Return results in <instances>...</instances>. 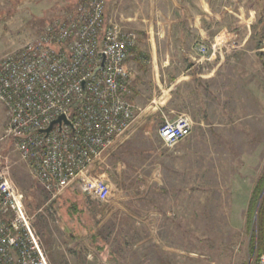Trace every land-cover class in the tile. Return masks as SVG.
Here are the masks:
<instances>
[{
	"label": "rangeland",
	"instance_id": "obj_1",
	"mask_svg": "<svg viewBox=\"0 0 264 264\" xmlns=\"http://www.w3.org/2000/svg\"><path fill=\"white\" fill-rule=\"evenodd\" d=\"M82 1L0 0V61L36 41L49 23L74 13ZM156 1L160 2V9L162 1L170 2L163 8L176 15L180 10L177 4L186 6L184 12L191 13L194 21L205 3L209 5L205 13L210 17L219 10L227 14V18L233 11L237 20L247 15L252 37L248 38L245 50L240 49L234 55L237 61L224 66L229 78L238 79L234 88L239 94L234 97L247 100L245 103L232 102L231 93L225 92L228 94L224 95V104L234 108L246 105V111L241 110L240 117L228 115L221 123L217 122L214 82L198 89L200 94L193 85L181 82L174 87L172 97L166 94L150 102L146 100L153 99L152 93L143 95L146 100L141 103L145 115L142 118L148 117L143 129L138 130L137 122L133 133L124 141L126 150L120 153L122 147L98 170L102 176L110 174L112 194L121 180L127 192L126 200L121 202L110 201L111 196L105 202L93 200L77 187L65 191L80 195L75 201L52 199L34 179L14 141L6 136L8 118L1 102L0 163L7 167L8 177L32 216L44 250H48L45 243L50 244L57 229L62 227L55 208L61 204L66 207L63 216L68 227L70 223H77L74 238L78 240L79 253L57 254L61 260L63 256L74 259L67 264H76L77 256L82 259L83 253L86 257L94 252L93 249L99 255L109 256V264H255L260 256L259 230L264 227V0ZM106 22L131 35L138 32V0H107ZM212 24L207 35L189 38L195 61L212 63L201 66L204 71L214 68L215 52L223 39L212 33L216 30V24ZM260 43L263 48L259 50ZM201 45L208 48L206 55L198 51ZM131 65L132 78L136 79L138 69ZM134 93L133 86L132 90L129 87L127 99L131 97L134 102ZM200 96L201 109L196 103ZM190 98L192 101L186 102ZM188 103H191L190 110L183 108ZM184 114L193 122L191 134L173 147L165 146L159 135L164 120ZM221 124L223 132L216 131ZM139 185L143 191L148 189L146 197L133 196L131 191L138 194ZM121 205H137L140 212L112 213L110 219L107 213L104 217L109 207ZM152 208L164 213L153 214ZM104 221L105 228L92 229ZM92 233L101 238L93 239ZM62 248L68 249L62 245L58 249ZM48 252L46 257L52 255Z\"/></svg>",
	"mask_w": 264,
	"mask_h": 264
},
{
	"label": "built area",
	"instance_id": "obj_2",
	"mask_svg": "<svg viewBox=\"0 0 264 264\" xmlns=\"http://www.w3.org/2000/svg\"><path fill=\"white\" fill-rule=\"evenodd\" d=\"M106 4L83 0L74 13L49 23L36 41L0 61L6 136L52 199L77 187L105 202L113 185L99 173L100 165L137 127L141 110L126 96L135 38L107 25ZM198 51L206 55L208 48ZM192 127L188 115H179L165 119L159 135L173 147ZM6 168L0 163V264H49ZM255 264H264V253Z\"/></svg>",
	"mask_w": 264,
	"mask_h": 264
},
{
	"label": "crops",
	"instance_id": "obj_3",
	"mask_svg": "<svg viewBox=\"0 0 264 264\" xmlns=\"http://www.w3.org/2000/svg\"><path fill=\"white\" fill-rule=\"evenodd\" d=\"M171 1L175 2V0ZM169 3L170 2L168 1L166 3L162 1L161 10L159 8L160 2L156 0H138V32L134 31L132 33V35L134 34L133 37L136 40V46L133 48V51L127 61V65L130 71L132 70L131 64H133V67L136 66L137 68H135L138 69V73L135 72L136 74H138V77H136V79L132 78L133 73L131 71L132 74L129 81V87H131L132 90L133 86V90L135 91L134 102L131 100V97H129V100L138 107V110L142 111H140V115L138 118V130L143 129L145 125L144 122H146L148 118L147 117L145 120H143L142 118V116H145L143 114V109L141 108L142 100L145 99L143 98V95L152 93L151 97H153V99H145L146 101L150 102L157 99V97L162 98V96H165L166 94H170L172 97L174 87L179 86L181 82H183V84L186 86L193 85L195 87V91L198 94H200L198 89H200L201 87H207L210 82H214V94L216 103L215 114L216 118H218L217 122H219L220 120L221 123L222 120L228 115L231 118L240 117V111H246V105L239 108H234L232 106L227 107L224 104V100H226L224 95L231 93L232 102L241 101V103H245L247 100H242L241 98L239 100L234 97L236 96V93L239 94L238 89L234 88L235 81L237 80L238 82V79L229 78L228 72L224 71V66L228 63L232 64V62L237 61L234 55L240 49L244 51L248 40L250 39V37H252L247 15L244 14V16H242L241 14H239L242 17L240 18V16L237 15L240 18V20H237L235 19L233 11H231L233 15H230L229 18H227V14H223L219 10V13H216L215 16L210 17L208 13H205V11H207L209 8V5L205 3L203 11L199 12L198 18H196L194 21V16L192 18V15H190L191 13L184 12V10L187 9L186 6L182 7L181 5L177 4V7H180L179 13L177 15L173 14V12L168 13L169 10H165L163 7L164 5L167 6V4ZM200 8L201 7H199V10ZM121 16L122 15L120 14L119 18H121ZM243 17L246 18L242 20ZM206 22L209 24V27L206 26ZM212 23L216 24V30L212 33H214V35H221L223 39L221 40V45L218 47V49H216L215 52L214 68L209 67L208 71H204L201 70L200 67L203 65L211 66L210 64L212 63L202 64L199 62L204 61H195L196 59L192 55L193 51L189 45V38H196L207 35L213 28ZM238 37L243 38L244 40H242V42H239L238 39L240 38ZM234 38H236V41L234 40ZM223 43L226 44L224 45ZM262 48V43H260L258 45V49L260 50ZM227 54H231V56L228 58ZM133 80L135 81L132 82ZM225 92L228 93L224 94ZM237 96L239 97V95ZM171 97L170 100L172 99ZM161 100L164 101V98ZM191 101V98L186 99V102ZM196 103L199 104V109H201V96L197 99ZM183 108L190 110L191 103H188L187 106ZM222 126L224 125H218L216 128L220 129H216V131L223 132L224 128ZM125 143L126 142L120 145L112 155L104 159L103 166L107 163V161L111 160L112 156L116 154L117 151L120 150ZM126 146L120 150V153L126 150ZM108 176L111 181L112 179L110 178V174ZM142 191L143 190L141 189V185H139L138 194L134 190L131 192H133V196L135 198L141 196L146 197L148 189H145L143 192ZM79 196L80 195L66 192L63 196L59 197L58 200H61V202H63L65 199L75 201L77 200V198H79ZM126 196L127 192L123 188L121 180H119L118 183H116V191L111 195L110 201L121 202L123 200H126ZM62 198L64 199L62 200ZM64 209L66 210V207L63 206V204L55 208L56 213L60 215L61 221L59 222V224L62 227L59 230L57 229L59 235L57 234V232H54L55 235L52 241H50V244L47 245L45 243V248L48 247V250H44L45 253H47L48 251V253L52 252V255H49V257L47 256L49 264H67L70 261H74L72 257L69 259V261L64 256L61 260L59 257H57V254L59 252H63L64 254H66L67 252L73 254L79 253L77 245L78 240L74 238L75 231L77 230V223H70V227L66 225V221H64L65 216H63V212H65ZM139 212L140 209H138L137 205L133 207H126L125 205L114 207L112 206V208H108V212L106 210L104 211V217L107 216V213L108 215H110V219L112 213L133 214ZM150 212L153 214L164 213V211L162 212L157 208L150 209ZM168 212L169 211L166 210V213ZM101 224L102 225L97 224V226L92 229L100 230L103 226L105 228V225L107 223L104 221ZM65 225L68 227V229ZM66 229L67 234L65 233ZM40 233L42 235V231H40ZM92 235L93 239L101 238L98 234L92 233ZM41 245L44 249V245L42 242ZM60 245H62V247L64 248L67 246L68 249H58ZM93 251V253L90 252L86 257L85 253H83L84 257L82 259L81 257L77 256V259H75L76 264H109V256L105 254L99 255L94 249Z\"/></svg>",
	"mask_w": 264,
	"mask_h": 264
},
{
	"label": "trees",
	"instance_id": "obj_4",
	"mask_svg": "<svg viewBox=\"0 0 264 264\" xmlns=\"http://www.w3.org/2000/svg\"><path fill=\"white\" fill-rule=\"evenodd\" d=\"M263 180H264V175H263ZM251 204L253 205L254 203L251 201ZM251 204H250V206H251ZM262 214H263V209H262ZM258 240H259V245H260L259 255H261L264 253V227H261L259 230Z\"/></svg>",
	"mask_w": 264,
	"mask_h": 264
},
{
	"label": "water",
	"instance_id": "obj_5",
	"mask_svg": "<svg viewBox=\"0 0 264 264\" xmlns=\"http://www.w3.org/2000/svg\"><path fill=\"white\" fill-rule=\"evenodd\" d=\"M102 56H103V62H102V64H101V67L104 66V62H105V56H104L103 54H102ZM101 67H100V68H101ZM61 119H64V116H61V117H60L57 121H55V122H59V121H61ZM55 122H54V123H55ZM54 123L51 124L50 128H48V129L46 130V132H49V131L51 130V128H52V126H53Z\"/></svg>",
	"mask_w": 264,
	"mask_h": 264
}]
</instances>
